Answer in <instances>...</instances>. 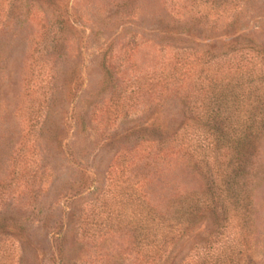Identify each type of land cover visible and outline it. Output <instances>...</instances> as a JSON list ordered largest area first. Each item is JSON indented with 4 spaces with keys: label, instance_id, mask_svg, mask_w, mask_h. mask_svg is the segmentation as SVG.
I'll return each instance as SVG.
<instances>
[{
    "label": "rangeland",
    "instance_id": "374dc122",
    "mask_svg": "<svg viewBox=\"0 0 264 264\" xmlns=\"http://www.w3.org/2000/svg\"><path fill=\"white\" fill-rule=\"evenodd\" d=\"M122 1L62 0L69 20L51 49L41 41L46 6L36 3L26 16L19 1L0 0V264H164L173 244L176 264H211L201 256L225 249L236 264H264V131L251 158L244 219L240 209L224 222L219 210L202 207L163 250L153 236L140 240L139 228L121 227L124 215H137V196L170 214L189 201L179 195L210 186L200 159H229L223 145L210 144L207 124L192 118L183 97L200 102L206 69L229 62L212 53L235 35L264 49V0H247L231 19L230 0L225 9L127 0L125 15ZM158 15L176 20L173 28L155 23ZM235 20L234 33L217 29ZM173 77L184 84L171 83L168 92ZM153 112L183 144L167 143L164 157L145 143L119 145L125 128ZM195 146L197 158L183 154ZM124 191L132 198L125 208ZM177 218L176 211L169 221ZM214 234L218 242L208 246Z\"/></svg>",
    "mask_w": 264,
    "mask_h": 264
},
{
    "label": "trees",
    "instance_id": "16d2710c",
    "mask_svg": "<svg viewBox=\"0 0 264 264\" xmlns=\"http://www.w3.org/2000/svg\"><path fill=\"white\" fill-rule=\"evenodd\" d=\"M17 1H19V5L15 7L21 11L24 10L26 16L34 14L35 11L33 9L36 3L46 6L44 11L42 10L44 15L40 18L41 27L44 28L43 39H41L44 46L42 48H55L58 40H60L57 33L63 28V23L69 20V12L62 0ZM126 1H122L124 2L122 3L124 7L122 13L124 15V10L127 6ZM190 1L193 3L196 1L195 5H206L214 2L215 5H224V9L225 5L229 4L228 0ZM237 1L232 3V0H230L231 12H227V16H230V19L247 2V0ZM204 17L205 14L199 18ZM154 20L155 23L165 29L173 28V24L176 21L170 22L166 15L155 16ZM236 22L237 20L215 28L225 29L226 32L234 33ZM7 25H9V22H7ZM195 27L196 29L199 28V26ZM230 42L233 43H228L222 49L218 48V50H223L219 51L220 53H212L217 59L216 62H221L228 58L229 62L222 68L214 69V72H209L206 69L204 80H207V83L205 85H203L204 83L201 84L203 96L200 102L195 104V101H193L195 98L189 99L188 96H182L187 103V109H190L191 114L194 116L192 118H195L196 113L198 120L204 119L207 124V127L204 128H207L205 130L210 138V144L223 145L229 153V159L222 163L219 162L216 156L212 164H208L203 159L199 160V162H202L200 163L201 167L210 171V186L201 194L193 192L185 196L179 195L178 199H182V201L186 198L189 199L186 206L183 204L176 205L172 208L173 212L170 211V214H165V212H160L156 206H152L145 194H141L137 196L135 201L139 210L137 215L133 216V218H128V216L124 215V218L121 219V227L133 226L134 229L139 228L140 240L153 236L152 243L156 249H166V242L172 243L174 237L183 231V223L191 222L202 207L211 209L213 212L219 210L221 220L224 222H228L230 219V209H240V216L244 219L250 208L251 186L249 181L253 170L251 158L254 157L257 141L264 131V49L256 47L252 41L243 39L238 34L232 37ZM204 62L207 63L208 61L205 60ZM173 78L167 83L168 92V86L171 83L184 84L176 77ZM181 87L184 88L183 86ZM181 87L179 86L180 89L177 90V93L181 90ZM192 103L194 104L192 105ZM152 115L150 120L125 128L119 136V145L122 144L125 148L127 147L125 143L132 142L134 145H139V143L143 145L145 143L144 146L153 149L155 155L164 157L169 153L167 146H165L167 143L177 141L179 145L183 144L176 138V130L172 132L163 123H159L160 119L156 112H153ZM145 135H147L146 137L149 136L150 140L143 139ZM152 141L153 143H151ZM198 151L199 147L197 146L186 147L183 154H189L195 158L199 155ZM126 191L122 194V201H120L124 208L132 202L131 193ZM176 211L178 212L177 220L170 222L171 215ZM152 223H154L153 226L158 228V231H154L151 235L149 226ZM216 237L215 234L209 238L207 237L205 243L208 246H212L213 243L218 242L219 238ZM173 246L175 245L173 244L172 248H167L169 251L164 250L165 252L167 251L163 260L164 264H176L177 254L173 251L175 249ZM201 258H203L205 263L210 260L211 264H236V256L227 249L221 251L218 255L206 251ZM182 259L180 258L177 263H181Z\"/></svg>",
    "mask_w": 264,
    "mask_h": 264
}]
</instances>
